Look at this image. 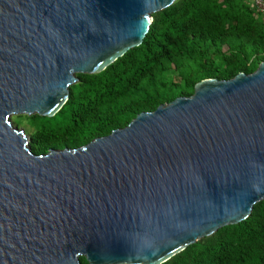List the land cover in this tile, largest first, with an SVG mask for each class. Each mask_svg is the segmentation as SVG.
I'll return each instance as SVG.
<instances>
[{
    "label": "water",
    "instance_id": "95a60500",
    "mask_svg": "<svg viewBox=\"0 0 264 264\" xmlns=\"http://www.w3.org/2000/svg\"><path fill=\"white\" fill-rule=\"evenodd\" d=\"M176 1L0 0V264H166L264 202V65L79 150L37 156L11 123L54 117Z\"/></svg>",
    "mask_w": 264,
    "mask_h": 264
},
{
    "label": "trees",
    "instance_id": "16d2710c",
    "mask_svg": "<svg viewBox=\"0 0 264 264\" xmlns=\"http://www.w3.org/2000/svg\"><path fill=\"white\" fill-rule=\"evenodd\" d=\"M264 65V13L246 0H177L153 15L143 44L95 75H78L52 118L18 116L32 127L37 156L79 150L127 127L205 80L253 76ZM81 264H88L85 259ZM166 264H264V202Z\"/></svg>",
    "mask_w": 264,
    "mask_h": 264
},
{
    "label": "rangeland",
    "instance_id": "374dc122",
    "mask_svg": "<svg viewBox=\"0 0 264 264\" xmlns=\"http://www.w3.org/2000/svg\"><path fill=\"white\" fill-rule=\"evenodd\" d=\"M248 2H252L254 3L255 0H246ZM11 123L17 127L18 129H22L26 132L27 136H30L31 138V135L33 133L32 131V127L29 123V120H26L24 117L22 118H19L18 116L17 117H12L11 118Z\"/></svg>",
    "mask_w": 264,
    "mask_h": 264
},
{
    "label": "built area",
    "instance_id": "2783aa9c",
    "mask_svg": "<svg viewBox=\"0 0 264 264\" xmlns=\"http://www.w3.org/2000/svg\"><path fill=\"white\" fill-rule=\"evenodd\" d=\"M258 12L264 13V0H255L253 3Z\"/></svg>",
    "mask_w": 264,
    "mask_h": 264
}]
</instances>
